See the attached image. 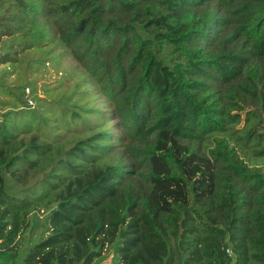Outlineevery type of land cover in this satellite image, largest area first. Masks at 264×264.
Returning <instances> with one entry per match:
<instances>
[{"label": "trees", "instance_id": "obj_1", "mask_svg": "<svg viewBox=\"0 0 264 264\" xmlns=\"http://www.w3.org/2000/svg\"><path fill=\"white\" fill-rule=\"evenodd\" d=\"M114 3L129 15L121 24L102 16ZM40 15L124 136L143 142L131 151L147 188L124 182L131 173L110 155L112 135L86 121L98 110L81 116L65 101L60 130L50 115L16 122L36 109L23 98L32 83L15 85L6 94L16 103L0 113V264H99L107 250L110 264H264V171L224 138L239 120L226 107L235 96L223 103L207 82L246 75L264 107V67L244 73L241 63L244 49L264 58V0H0V65L39 48ZM114 36L106 60L101 42ZM69 127L78 133L61 137ZM255 132L244 140L264 141ZM216 134L208 156L193 147ZM253 154L264 157V146ZM36 225L44 232L19 252Z\"/></svg>", "mask_w": 264, "mask_h": 264}, {"label": "rangeland", "instance_id": "obj_2", "mask_svg": "<svg viewBox=\"0 0 264 264\" xmlns=\"http://www.w3.org/2000/svg\"><path fill=\"white\" fill-rule=\"evenodd\" d=\"M102 16L114 18L118 24L129 18L127 13L120 12L116 3H114V8L112 9H108L104 5ZM36 23L38 29L44 35L39 48H31L23 53L18 52L16 56L19 59L16 62L0 65V113L10 103L15 102L13 97L6 94V92L12 90L15 85L24 84L25 82L32 83V86L28 88L30 91L32 89L30 96L36 110L14 116L16 122L20 120L25 123L29 121L35 122L39 116L45 117L50 115L51 118L48 117L47 123H54V127L60 130L61 127L58 120L67 121L68 117L63 112V106L66 105L65 101H67V105H70L72 110L81 116L87 114L89 109H93L90 114H95V111L98 110V114H95L93 117L89 116L87 119L85 118L87 123L97 127V130L106 131L112 135L110 141L112 153L110 155L117 164L122 165L124 170L131 173L124 177V182L130 180L142 190L146 189L147 185L141 176L146 171L145 164L140 162L134 156V152L131 151L132 148H141L143 142L138 139L130 142L124 136L110 104L98 92L96 84L88 79L71 52L60 44L58 40L59 29L52 26L47 18L41 15L36 20ZM223 36L224 33H221L218 37L221 38ZM119 41L120 39L114 36L113 38H109L106 43L101 42V51L106 60L110 59ZM236 44L237 47L240 46L241 39H238ZM244 50L241 52L244 59L241 62L242 67L246 71L244 73L253 72L257 67L258 72L256 75H258L262 67H264V58H250L249 55L245 54ZM207 82L210 92L214 93L215 97H220L221 102L231 101L229 96H235L237 105H226V107L230 108L229 112L231 114L236 113L239 120L224 135V138L235 148L237 154L247 166L256 167L264 171V157L253 154V148L261 149L264 146V141L257 142L254 140V135L249 137L248 142L244 140L247 131L253 127L254 131H256L255 134L264 132V107L260 108L259 106L257 100L259 98L257 97L258 94L255 97L248 93L247 87L250 86V81L246 75H242L229 83H222L217 80H208ZM35 99H42L44 102H36ZM16 105L18 106V103ZM77 123H74V126ZM32 133L33 131L31 130L29 135ZM77 133L73 130V127H69L68 131L62 128L60 135L61 137L71 138ZM84 133L85 129L82 130L81 135ZM19 135L22 136L21 133ZM239 136L241 139H237ZM220 137L222 135L216 134L203 141L193 142V147L201 154L208 156V150L214 146V138ZM251 145L253 146L252 148ZM38 221V223H41L40 219ZM43 232L44 228L40 227V225L35 226L32 234L27 230L19 242V252L25 251L31 241L37 240ZM110 259L111 252L107 250L103 260L99 264H110Z\"/></svg>", "mask_w": 264, "mask_h": 264}, {"label": "built area", "instance_id": "obj_3", "mask_svg": "<svg viewBox=\"0 0 264 264\" xmlns=\"http://www.w3.org/2000/svg\"><path fill=\"white\" fill-rule=\"evenodd\" d=\"M23 98L25 100V103H26L27 108H33L35 106L32 98L30 96V90H29V88H25L24 89V96H23ZM226 252L229 255L231 254L228 250Z\"/></svg>", "mask_w": 264, "mask_h": 264}]
</instances>
